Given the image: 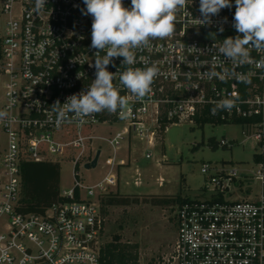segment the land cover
I'll list each match as a JSON object with an SVG mask.
<instances>
[{
	"label": "built area",
	"instance_id": "built-area-1",
	"mask_svg": "<svg viewBox=\"0 0 264 264\" xmlns=\"http://www.w3.org/2000/svg\"><path fill=\"white\" fill-rule=\"evenodd\" d=\"M122 2L131 7V0ZM230 2L232 7L221 9L211 25H199L200 0H187L176 14L171 37L152 40L150 49L137 51L133 65L113 58L107 70L115 74L113 85L128 100L132 115L121 119L119 110L104 111L80 121L72 113L62 117L53 105L86 92L96 79L90 66L97 51L91 48L93 17L82 13L83 0H46L39 11L35 0H0V112L6 113L0 117V264H100L107 222L100 195L117 184L112 169L132 159L114 155L109 172L94 184L75 178L69 190L61 191L67 200L44 213L20 208L27 162L60 164L55 156L71 155L76 165L89 151L101 154L91 131L99 124L112 127L104 139L116 151L123 141L131 148L135 139L153 147L171 125H204L203 119L212 125L248 126L247 138L258 148L253 154L256 171L240 173L225 162H204L203 196L175 205L177 236L153 262L264 264V52L252 50V63L239 67L219 53L225 38L238 35L235 0ZM146 64L159 72L151 93L138 101L120 84L119 75ZM211 66L225 78L207 77ZM233 71L251 82L227 74ZM232 98L236 105L231 110L213 114L219 101ZM233 142L222 138L217 144L232 147Z\"/></svg>",
	"mask_w": 264,
	"mask_h": 264
},
{
	"label": "rangeland",
	"instance_id": "rangeland-1",
	"mask_svg": "<svg viewBox=\"0 0 264 264\" xmlns=\"http://www.w3.org/2000/svg\"><path fill=\"white\" fill-rule=\"evenodd\" d=\"M110 130L113 131L112 127L104 124L93 126L91 130L97 136L93 141L94 148L102 151L96 167H85L96 157L94 151H89V155L83 156L76 165L75 157L71 155L63 158L55 156L60 159L61 165L60 189L69 190L75 178L94 184L109 172L114 155L115 159L131 156V165L113 168L112 171L120 172L122 176L119 189L125 193L123 195H130L133 199L136 193L138 201L128 205L103 206V210L108 211L105 214L107 222L104 239L106 245L119 235L123 243L138 244L139 264H154L157 255L177 236L173 218L175 202L156 204L157 200L179 195L191 199L202 197L206 187V175L201 172L204 162H225L238 167L240 173L245 170L256 171L252 167L253 154L258 148L253 140L247 138L249 127L242 124L212 125L207 122L195 126L189 123L171 125L163 135V140H158L153 147L135 139L131 148L127 146V141H123L116 151L104 139L109 136ZM211 138L217 141L222 138L233 140V146L215 145ZM146 151H151L152 157L147 158ZM74 169L79 176H76ZM138 180H141V184L137 186L135 184H138ZM108 195H100L101 205L102 199Z\"/></svg>",
	"mask_w": 264,
	"mask_h": 264
},
{
	"label": "clouds",
	"instance_id": "clouds-1",
	"mask_svg": "<svg viewBox=\"0 0 264 264\" xmlns=\"http://www.w3.org/2000/svg\"><path fill=\"white\" fill-rule=\"evenodd\" d=\"M86 10L84 15L93 17L91 32V48L96 49L95 63L96 79L88 90L69 96L65 103L57 101L53 106L63 117L67 113L83 121L95 113L107 111L127 119L132 115L128 100L121 96L114 87L115 74L107 70L113 58L123 57V65H133L136 62V52L150 49L151 41L171 37L175 31L176 14L185 8L187 0H131V7H125L122 0H83ZM46 0H35L37 11L45 6ZM230 0H200V13L203 19L199 25H211L212 17L221 9L231 8ZM233 27L238 35L227 37L219 45L218 51L234 67L252 63L251 51L264 52V0H235ZM226 20V18H225ZM220 32L224 29L221 26ZM242 34V35H241ZM215 47V45H213ZM107 50L104 56L100 52ZM159 69L154 64L144 68L128 67L120 73V84L131 92L138 101H142L152 91V84ZM234 75L243 83H250L246 74L227 73ZM209 78L225 77L211 66L205 73ZM236 105V99H223L212 109L231 110ZM62 106V109L60 108ZM6 113L0 112V117Z\"/></svg>",
	"mask_w": 264,
	"mask_h": 264
},
{
	"label": "trees",
	"instance_id": "trees-1",
	"mask_svg": "<svg viewBox=\"0 0 264 264\" xmlns=\"http://www.w3.org/2000/svg\"><path fill=\"white\" fill-rule=\"evenodd\" d=\"M207 123L208 119L202 120ZM216 145L217 140L211 138ZM61 165L59 163L27 162L23 167V192L21 210L24 212L44 213L48 208L59 201H65L67 198L61 196ZM130 196V195H129ZM128 195L119 193H109L102 199L103 206L128 205L131 202H137L138 197L134 194L133 199ZM161 197L159 195H156ZM183 198L179 195L171 199L157 200L160 202L175 204L180 203ZM106 214L107 209L103 210ZM139 245L132 243H123L121 237L116 235L114 240L104 245L101 251L100 264H139Z\"/></svg>",
	"mask_w": 264,
	"mask_h": 264
},
{
	"label": "crops",
	"instance_id": "crops-1",
	"mask_svg": "<svg viewBox=\"0 0 264 264\" xmlns=\"http://www.w3.org/2000/svg\"><path fill=\"white\" fill-rule=\"evenodd\" d=\"M129 165H131V164H129ZM115 173H117V172H115ZM121 177H122V176H121L120 172H118V173H117V184H116V185H112V186H110L109 189H108V191H107V193H119V194H125V193H122V191L119 189V187H120V185H121V180H122ZM137 183H138V184H135V185H137V186L140 185V184H141V180H138ZM162 186H164V184H163ZM126 194H132V193H127V192H126ZM135 194H136V193H135ZM138 195H141V194H138Z\"/></svg>",
	"mask_w": 264,
	"mask_h": 264
},
{
	"label": "water",
	"instance_id": "water-1",
	"mask_svg": "<svg viewBox=\"0 0 264 264\" xmlns=\"http://www.w3.org/2000/svg\"><path fill=\"white\" fill-rule=\"evenodd\" d=\"M100 152L96 155V157L92 160L91 163H87L85 165L86 168H91V167H96L98 165V160H99Z\"/></svg>",
	"mask_w": 264,
	"mask_h": 264
}]
</instances>
